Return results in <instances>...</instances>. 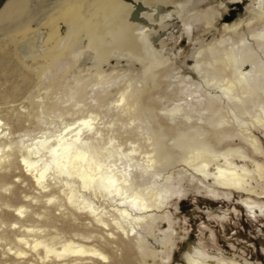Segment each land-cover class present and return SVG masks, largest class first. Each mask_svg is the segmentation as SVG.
<instances>
[{"label":"bare ground","instance_id":"obj_1","mask_svg":"<svg viewBox=\"0 0 264 264\" xmlns=\"http://www.w3.org/2000/svg\"><path fill=\"white\" fill-rule=\"evenodd\" d=\"M43 1H2L0 49L5 39L14 49L41 40L24 67L57 88L65 60L74 64L88 54L90 66L84 76L72 75L74 91L67 92L78 101L68 109L58 103L60 91L57 101L29 97L26 110L0 108V264H169L175 244L165 209L191 186L215 200L237 195L249 214L264 209L257 134L264 136V0H247V17L224 23L220 38L206 44L194 39L193 24L216 30L221 12L196 10V0H56L31 29L38 16L30 12ZM242 1L229 0L237 8ZM174 16L194 45V88L175 70L179 53L153 44ZM11 52L0 51L6 73L16 70L6 64ZM111 58L130 68L121 87L104 74ZM105 79L116 89L94 91ZM87 95L88 105L80 103ZM39 107L44 115L62 108L69 120L63 116L52 129ZM106 123H119L110 129L125 135L123 145L113 144ZM129 124L135 126L123 128ZM183 261L226 264L197 247Z\"/></svg>","mask_w":264,"mask_h":264},{"label":"rangeland","instance_id":"obj_2","mask_svg":"<svg viewBox=\"0 0 264 264\" xmlns=\"http://www.w3.org/2000/svg\"><path fill=\"white\" fill-rule=\"evenodd\" d=\"M54 1L56 0H46V1L44 0L39 7H37L34 11L30 12V17L38 16L37 21L32 23V25L30 26L31 29L39 27V22L41 21V19L45 18V8H48ZM126 1L128 2L129 0ZM173 1H182V0H173ZM196 1L198 2V4H196V10H204L208 6H213L218 10H220L221 12V17L215 22L216 30H212L209 33H205L204 28L201 26V24H197V23L193 24L194 32H195L194 39L195 37L196 38L199 37L200 39H202L204 44H206L207 42L211 41L214 38L217 39L220 38V36L222 35V25L224 23H232L234 21H237L239 18L247 17L245 11V8L248 6L247 0H243L242 3L238 5L239 8H237L235 4L230 3L229 0H196ZM139 3L142 5L141 1ZM221 3L225 7L220 9L219 6ZM230 13L233 14L230 16ZM224 17H229V19L223 20ZM1 31L2 30H0V33ZM37 37L39 39V36ZM153 37L155 38V42L153 41V44L156 45L157 47H160L159 42L162 41L163 45L165 46L164 48L167 51L175 49V51L179 53L177 56L178 57L177 60L175 59L176 72L179 73L181 72L184 81L190 83L191 86H193V88L197 86L198 83L196 81L195 74L191 70L192 69L191 67L194 63L192 57L194 51L193 49L194 45L193 42L188 41L187 37L184 36V34L182 33V25L179 19H177L174 16L168 23V27L165 28L164 31L158 28L157 33L154 34ZM5 42H6L5 46L3 47L1 46V48L4 49V47H6L10 50V52L12 51L11 55L8 56L7 58L6 64L7 66H13V65L16 66L15 67L16 70L14 73H6L0 69L1 70L0 71V108L8 107V106H10L8 108H11V106L12 108L15 107L19 108L21 106L23 107L22 109L26 110L28 103L25 104V102H28L29 97L33 98V96H35L34 100L37 101L40 100L41 97H45V96L51 99L59 91L60 92L58 93V95H56V97L57 98H59V96L62 97L59 98L62 102L58 99L59 100L58 103L61 104L60 105L61 107L67 106L66 108L68 109L70 108V105L72 106L74 102L78 101L76 99H73L75 98V95L71 94V92L70 93L67 92V90L69 91L71 89L70 91H74L75 83L73 80V76L76 75L78 70H83L81 75L84 76L86 74L85 69H87L90 66V61H88V54L86 55L85 58L86 60L84 59V57H81L78 59V62L74 64L70 61L71 60L70 58H69L70 60L69 59H67V61L65 60V62L63 63L66 66L65 72L63 71L62 75L60 74L61 72H57L58 73V74L56 73L57 75L55 74V76H57V78L60 79L53 77L54 79L58 80V81L55 80V82L57 81L60 85H62V87L57 88L51 86L52 84L49 83L51 82L50 81L51 78L50 79L48 78L49 82H47L45 81V78H43L45 77V75H42L41 76L42 79L39 82V80H37V77H34L35 74L34 73L30 74L31 71L27 70L24 67V64L28 66L32 64V62L29 60L31 53L34 55L39 53V45L41 43V40H38L37 43L35 44H33L31 41H26L23 44H21L22 46H20V48L17 49H14L11 46V44L8 43L9 41L7 42L6 39ZM2 49H0V51ZM116 62L117 60L115 58H111L108 61V63L104 64L103 71L105 75H108L106 78H109L110 81L111 80L114 81L115 82L114 84L119 83L120 85H118V87L119 86L121 87L123 83H126L125 80H127V77L125 76V73L130 68L123 60L120 61L119 64ZM64 65H62L63 68ZM109 79H105L106 81L104 80L105 81V82L103 81L104 83H101L98 86H96L94 91L107 90L113 92L117 86L114 87V84L111 83L112 81L111 82L108 81ZM65 81L66 83L64 84L63 82ZM42 82L43 85L41 84ZM112 85L113 87H111ZM43 87L45 91L47 90L46 92L48 94L45 93ZM36 90L38 91L36 95L39 96L37 98L34 93L36 92ZM39 91H41L44 94L42 95V93ZM87 92H89V89H87ZM68 95L70 96L73 95V97L70 100H66V98H68ZM90 96H92V93H90ZM90 96L87 95L86 96L87 99H85L87 101L80 103H85V104L89 103ZM25 97L27 100L24 99ZM56 97L52 99H55ZM76 98L78 99V97ZM72 100L75 101L72 102ZM10 101L12 102V104L10 103ZM55 101H57V99H55ZM87 105L85 109H87L88 107ZM59 109L55 111L47 110L46 111L47 114L44 115L45 108L43 110V113L40 114L42 110L41 107H39L38 109L39 115L44 117V119H42L41 117L42 120L41 122H44L45 120L47 121V123L49 124L51 123L50 128H52L53 126L55 127L57 123L60 124L61 120H65V119H66L65 121L69 120V118L67 119V117L70 116L67 113L64 114L63 112L66 110H61L62 108ZM104 110H106L105 107L100 109V113H103V115L105 116L104 117L101 114V116L103 117V121L109 122L110 118L108 115L110 114V111L104 112ZM58 112L61 113V116L58 114ZM55 115H57V117ZM58 115L60 117H58ZM63 116L65 117V119H63L64 118ZM75 116L77 115H74L72 117ZM117 124L119 125V123H115L113 125L106 123L105 127L107 125V128H104V131L106 132L109 129L107 134L108 135L111 134L110 133L112 131L111 129L115 125L117 131V128H120V125L117 127ZM129 125L131 126L127 125L126 128L125 127L123 128L129 129L135 126L134 124H133L134 126L132 124ZM58 126H56V128ZM124 129H120V130L122 131ZM114 130L112 131V133L114 132ZM114 133L115 134H112V136L114 135L113 144L115 145L122 143L123 145V141H124L123 138L125 135H122L123 138L121 139V137L116 135V132ZM257 134L261 139L264 148V136L262 133H257ZM115 138H117L118 140ZM120 139L121 141H119ZM117 141H119V143ZM260 161L263 162L264 158L261 159ZM177 172L176 171L174 172L173 178H176L177 175L175 174H177ZM187 191H188V196L184 200L182 201L173 200L169 204H167L166 208L168 209H165V211L169 212L171 217L170 221L172 223L171 226L173 228L172 237H173V242L175 244L173 252L171 253L172 255L169 264H184L183 255L189 249L194 247H197L198 249L202 250L205 254H207L210 257L221 258L226 264H264V209L262 211H259L257 208H255V213L249 214L247 210L244 208V206L238 205L240 200L237 195H234L233 198L232 197L227 198L224 197L223 195L219 200H215L214 198L209 197L203 189H197L191 186V187H187ZM160 220L162 221V219L158 217L156 219V223L157 222L160 223L161 222ZM167 225L168 222L164 221L163 224L161 225V230H166ZM157 233L158 232L155 231V234Z\"/></svg>","mask_w":264,"mask_h":264},{"label":"water","instance_id":"obj_3","mask_svg":"<svg viewBox=\"0 0 264 264\" xmlns=\"http://www.w3.org/2000/svg\"><path fill=\"white\" fill-rule=\"evenodd\" d=\"M3 0H0V4L2 3ZM233 13H230V16L232 15ZM229 17H224L223 20H228Z\"/></svg>","mask_w":264,"mask_h":264}]
</instances>
